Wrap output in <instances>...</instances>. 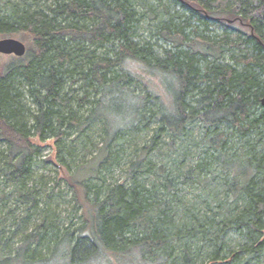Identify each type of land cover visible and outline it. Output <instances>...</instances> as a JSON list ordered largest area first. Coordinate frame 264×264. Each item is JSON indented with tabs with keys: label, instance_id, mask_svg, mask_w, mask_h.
<instances>
[{
	"label": "trees",
	"instance_id": "trees-1",
	"mask_svg": "<svg viewBox=\"0 0 264 264\" xmlns=\"http://www.w3.org/2000/svg\"><path fill=\"white\" fill-rule=\"evenodd\" d=\"M14 35L27 51L0 52V169L19 200L39 207L34 137L70 169L68 138L100 121L103 143L70 174L81 224L42 222L0 264H264V0H0ZM114 164L128 183L99 186Z\"/></svg>",
	"mask_w": 264,
	"mask_h": 264
},
{
	"label": "rangeland",
	"instance_id": "rangeland-1",
	"mask_svg": "<svg viewBox=\"0 0 264 264\" xmlns=\"http://www.w3.org/2000/svg\"><path fill=\"white\" fill-rule=\"evenodd\" d=\"M3 37L5 36H0V38ZM13 37L27 43L21 35H14ZM7 59H9L7 55L0 54V68ZM154 125L155 122L149 124L150 127ZM144 130L145 134L142 136L134 134L131 137L132 143H134L136 137V142L139 140L140 144L148 140L153 131L146 129V127H144ZM75 136L76 134L67 139L68 142L73 143L72 147L76 148L75 156L66 157L71 169L59 163L60 154L53 138L46 141L38 140L37 136L33 138L38 145L42 146L41 155L37 157L35 164L37 177L34 178L32 183L38 191L39 207L32 208L30 203H22L18 198L19 194L16 186L10 180L4 178V174L0 169V239L7 238L0 247L8 253L14 255V250L21 246L25 236L35 232L37 226L42 222H46L47 225L49 224V228H53L50 234L55 231L62 234L66 228L70 231L81 224L83 208L78 202L76 188L70 183V174L72 170H75V164H79V160L88 159L102 145L103 126L100 121H95L89 127L88 137L76 136L75 138ZM125 146H128L126 158L131 159V155L134 153V145L129 146L127 144ZM162 155L157 151L153 153L156 160L165 161ZM123 161H125V157ZM126 169L127 165L125 164H114L111 170H106L99 180L94 181L103 188L114 181L120 180L128 183ZM215 186L216 184H213L212 188ZM181 187H184L182 194L185 195L187 204L191 205L190 207L204 208V199L197 197L199 189L197 184L193 187L187 186V184L181 185ZM214 189L221 190L222 186L218 185V188ZM28 206L29 209H27ZM227 238H232V241L241 240V237L235 233H230ZM234 238L235 240H233Z\"/></svg>",
	"mask_w": 264,
	"mask_h": 264
},
{
	"label": "water",
	"instance_id": "water-1",
	"mask_svg": "<svg viewBox=\"0 0 264 264\" xmlns=\"http://www.w3.org/2000/svg\"><path fill=\"white\" fill-rule=\"evenodd\" d=\"M27 51V45L24 41L16 37H3L0 38V52L4 54H15L22 56ZM261 104L264 106V96L261 100Z\"/></svg>",
	"mask_w": 264,
	"mask_h": 264
}]
</instances>
